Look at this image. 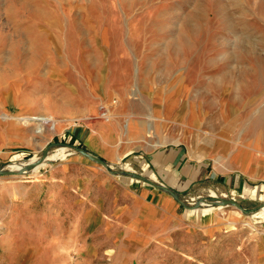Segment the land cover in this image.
Wrapping results in <instances>:
<instances>
[{"label": "rangeland", "instance_id": "1", "mask_svg": "<svg viewBox=\"0 0 264 264\" xmlns=\"http://www.w3.org/2000/svg\"><path fill=\"white\" fill-rule=\"evenodd\" d=\"M0 66V169L19 170L53 144L41 166L0 175V264H244L225 238L117 233L98 202L103 174L123 165L57 143L74 137L85 149L70 132L87 138L120 120L147 125L151 138L169 133L167 112L192 106L239 120L238 133L264 145V0H0ZM37 112L55 115L47 137L23 120Z\"/></svg>", "mask_w": 264, "mask_h": 264}, {"label": "crops", "instance_id": "2", "mask_svg": "<svg viewBox=\"0 0 264 264\" xmlns=\"http://www.w3.org/2000/svg\"><path fill=\"white\" fill-rule=\"evenodd\" d=\"M168 114L162 122L172 123L169 133L156 129L151 138L147 125L134 120L124 129L121 120L111 126L100 122L87 138L85 132H70L93 155L123 165L115 175L103 174L104 200L98 204H107L117 233L127 232L131 240L225 238L228 251L242 249L244 264H264V145L256 137L243 138L239 120L222 111L203 114L191 106L185 115ZM206 188L242 208L227 205L201 215L179 206L175 195Z\"/></svg>", "mask_w": 264, "mask_h": 264}, {"label": "water", "instance_id": "3", "mask_svg": "<svg viewBox=\"0 0 264 264\" xmlns=\"http://www.w3.org/2000/svg\"><path fill=\"white\" fill-rule=\"evenodd\" d=\"M55 145V144H54ZM53 144H50L49 146H47L39 159L37 160H33L29 163H27L26 165L22 166L19 170H4V169H0V175H8V174H14V173H23L25 171H30L33 170L39 166L42 165V163L47 159V157L49 156V153L51 151ZM67 148L73 149L77 152H79L80 154H82L83 156L103 165L107 167V163L102 160L101 158L93 155L92 153H90L89 151L83 149V148H78L75 146H71V145H64ZM176 199L178 200V202L185 207L186 209H201L204 208L206 206H214V207H223V206H227V205H233L238 207L239 209L242 208V205L237 203L235 200L231 199V198H227V197H218V198H201L199 199L195 204L193 205H186L185 203L182 202L181 197L178 195H175ZM247 212V211H245Z\"/></svg>", "mask_w": 264, "mask_h": 264}, {"label": "bare ground", "instance_id": "4", "mask_svg": "<svg viewBox=\"0 0 264 264\" xmlns=\"http://www.w3.org/2000/svg\"><path fill=\"white\" fill-rule=\"evenodd\" d=\"M31 2V1H30ZM21 5V4H20ZM29 5V4H28ZM30 6V5H29ZM27 7V6H26ZM33 9V8H32ZM195 24V23H194ZM235 25V24H234ZM237 26V25H236ZM231 27V26H230ZM234 29H236V28H234ZM233 30V29H232ZM83 38V37H82ZM8 46V45H7ZM40 46V45H39ZM22 47V46H21ZM245 47V46H244ZM248 47V46H247ZM20 48V47H19ZM252 49V48H251ZM12 50V49H11ZM36 50V49H35ZM239 50V49H238ZM248 50H249V48H248ZM248 50H246V51H248ZM43 51V50H42ZM251 51V50H250ZM34 53V52H33ZM42 53V52H41ZM238 53H239V51H238ZM241 53V52H240ZM13 54H15V52L13 53ZM17 54H18V52H17ZM36 54V53H35ZM9 55V54H8ZM7 55V56H8ZM20 55V54H19ZM34 55V54H33ZM35 56V55H34ZM18 57V56H17ZM236 57V56H235ZM16 58V56L14 57V59ZM239 58V57H238ZM233 59V58H232ZM12 60V59H11ZM37 60H38V57H37ZM6 61V60H5ZM16 62V61H15ZM12 64V63H11ZM8 66H10V65H8ZM20 66V65H19ZM1 67V66H0ZM27 67V66H26ZM7 68V67H6ZM13 68H15L14 66H13ZM23 68V67H22ZM5 69V68H4ZM17 69V68H16ZM6 70V69H5ZM23 70V69H22ZM10 71V70H9ZM13 72V71H12ZM25 72V71H24ZM23 72V73H24ZM2 73H3V70H2ZM2 73H0V74H2ZM7 73V72H6ZM10 73V72H9ZM18 73V72H17ZM5 74V73H4ZM12 75H14V74H12ZM2 77V76H1ZM17 77V76H16ZM6 78V77H5ZM15 78V77H14ZM13 78V79H14ZM3 79H4V77H3ZM4 85V84H3ZM1 88V87H0ZM56 101V100H55ZM58 104V103H57ZM54 105V107H56L55 109L56 110H58V108H60V106L62 107V105H60V104H58V105H56V104H53ZM263 112V111H262ZM264 113V112H263ZM35 115H38V116H25V118H23V120H25L24 122H25V124H30L32 121H34V125L36 126V128L38 129V128H41V133L45 136V137H47L48 135H50L49 133H50V131L49 130H47V129H45V130H43V124H45L46 122H48V121H50L51 119H53V117H54V122L55 121H57L56 119H55V115H54V113H50V114H47L46 112H37V113H34ZM29 115H31V114H29ZM257 115V114H256ZM262 115V114H261ZM261 115H260V117H261ZM264 115V114H263ZM254 116V115H253ZM256 117V116H255ZM105 118H108V115H105ZM250 121V120H249ZM264 122V121H263ZM249 123V122H248ZM247 124V123H246ZM248 126V125H247ZM49 129V128H48ZM52 129V130H51ZM51 131H56L57 130V127L55 126V124H53V126L51 127ZM51 134H53V133H51Z\"/></svg>", "mask_w": 264, "mask_h": 264}, {"label": "built area", "instance_id": "5", "mask_svg": "<svg viewBox=\"0 0 264 264\" xmlns=\"http://www.w3.org/2000/svg\"><path fill=\"white\" fill-rule=\"evenodd\" d=\"M210 197H213V198L221 197V198H223V197H227V196H226V194L223 193V194L211 195V196H207V197L198 196V197L192 198L191 201H187L188 199H186V198H184V199L181 198V200L186 205H193V204H195L201 198H205L206 199V198H210Z\"/></svg>", "mask_w": 264, "mask_h": 264}, {"label": "trees", "instance_id": "6", "mask_svg": "<svg viewBox=\"0 0 264 264\" xmlns=\"http://www.w3.org/2000/svg\"><path fill=\"white\" fill-rule=\"evenodd\" d=\"M69 140H70L69 141L70 143H68V145L75 146V147H79V146H76L77 140L74 137H70ZM57 144H59V145H65L64 143H57Z\"/></svg>", "mask_w": 264, "mask_h": 264}]
</instances>
